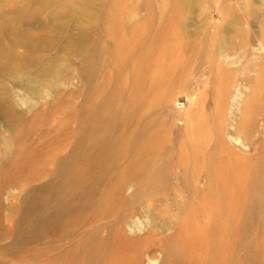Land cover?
Masks as SVG:
<instances>
[{"label": "rangeland", "instance_id": "374dc122", "mask_svg": "<svg viewBox=\"0 0 264 264\" xmlns=\"http://www.w3.org/2000/svg\"><path fill=\"white\" fill-rule=\"evenodd\" d=\"M260 48L264 0H0V264H264Z\"/></svg>", "mask_w": 264, "mask_h": 264}, {"label": "bare ground", "instance_id": "6f19581e", "mask_svg": "<svg viewBox=\"0 0 264 264\" xmlns=\"http://www.w3.org/2000/svg\"><path fill=\"white\" fill-rule=\"evenodd\" d=\"M186 4V3H185ZM187 5V4H186ZM14 28V27H13ZM19 28V27H18ZM27 42H28V40H27ZM27 44H29V43H27ZM82 47H84V46H82ZM226 49V48H225ZM261 49V48H260ZM259 49V50H260ZM261 50H263L264 51V49L262 48ZM7 58V57H6ZM50 66V65H49ZM49 70V69H48ZM23 75V73L22 72H18V71H15V72H13L12 73V78L14 79V80H17V79H20L21 78V76ZM38 86V85H37ZM21 87H24V86H21ZM30 87V86H29ZM28 87V88H29ZM36 90V89H35ZM36 92V91H35ZM241 92V91H240ZM5 94H6V96L8 97V96H11L12 95V93L10 92V91H6L5 92ZM48 94V93H47ZM240 94V93H239ZM239 97V96H238ZM233 101V100H232ZM237 102V101H236ZM237 108V107H236ZM238 143V142H237ZM239 144V143H238ZM246 146V145H245ZM134 226H136V225H134ZM148 260H149V256H148ZM156 262L155 261H150L149 260V262H148V264H155Z\"/></svg>", "mask_w": 264, "mask_h": 264}]
</instances>
